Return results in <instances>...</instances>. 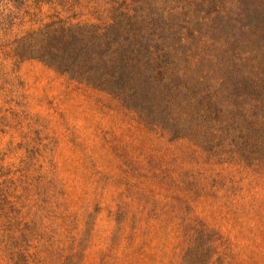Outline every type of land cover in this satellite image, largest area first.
Segmentation results:
<instances>
[{
    "label": "rangeland",
    "instance_id": "1",
    "mask_svg": "<svg viewBox=\"0 0 264 264\" xmlns=\"http://www.w3.org/2000/svg\"><path fill=\"white\" fill-rule=\"evenodd\" d=\"M7 8L14 36L50 14ZM0 198L31 221L14 233L21 264H181L202 226L209 264H264V167L211 159L39 60L0 56ZM0 264H16L1 242Z\"/></svg>",
    "mask_w": 264,
    "mask_h": 264
},
{
    "label": "trees",
    "instance_id": "2",
    "mask_svg": "<svg viewBox=\"0 0 264 264\" xmlns=\"http://www.w3.org/2000/svg\"><path fill=\"white\" fill-rule=\"evenodd\" d=\"M26 1L0 0V56L39 60L108 91L211 159L264 167V0H34L48 7V21L14 36L4 11ZM3 203L0 242L21 264L27 246L14 233L31 221ZM213 242L205 227L194 229L181 264H209ZM41 247L55 248L49 240Z\"/></svg>",
    "mask_w": 264,
    "mask_h": 264
}]
</instances>
